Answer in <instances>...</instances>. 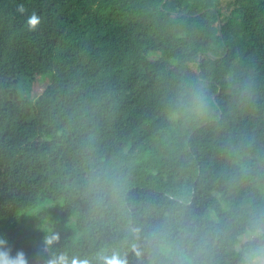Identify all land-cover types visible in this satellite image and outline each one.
Here are the masks:
<instances>
[{
	"label": "trees",
	"instance_id": "trees-1",
	"mask_svg": "<svg viewBox=\"0 0 264 264\" xmlns=\"http://www.w3.org/2000/svg\"><path fill=\"white\" fill-rule=\"evenodd\" d=\"M0 173V235L29 264H244L264 246V0H0Z\"/></svg>",
	"mask_w": 264,
	"mask_h": 264
},
{
	"label": "rangeland",
	"instance_id": "rangeland-1",
	"mask_svg": "<svg viewBox=\"0 0 264 264\" xmlns=\"http://www.w3.org/2000/svg\"><path fill=\"white\" fill-rule=\"evenodd\" d=\"M148 59L155 60L157 58V53H148L147 54ZM18 90L21 94L25 93H34L35 97L38 98L41 97V94L47 89V85L49 81L51 80L49 73H44L41 75H37L32 81L30 78L22 79V77H18ZM42 106L45 107L44 102H41ZM7 181L5 178L4 173H0V196L7 200ZM40 209V205L34 206L32 208H29L22 212L21 214H25L27 216L34 215L38 210ZM40 228V229H53L54 225L49 222L45 221L44 226L41 225H35L34 228ZM239 240L241 242H246L247 240L252 239V235H250L245 228H240L236 232H234ZM244 264H264V246L257 248V250H252L248 253L246 257V261Z\"/></svg>",
	"mask_w": 264,
	"mask_h": 264
},
{
	"label": "clouds",
	"instance_id": "clouds-1",
	"mask_svg": "<svg viewBox=\"0 0 264 264\" xmlns=\"http://www.w3.org/2000/svg\"><path fill=\"white\" fill-rule=\"evenodd\" d=\"M18 11L23 13L25 11L23 4L18 6ZM40 17L36 13H32L25 21L26 28L29 31H35L40 23ZM51 232V229L47 230ZM56 234L45 235L44 243L47 246H51L55 240H57ZM7 240L4 236L0 235V264H29L25 253L22 250L16 251L13 255L11 250L7 247ZM102 264H126V261L121 259L117 254L102 255L100 257ZM47 264H89L87 259H77L75 257H68L64 253H59L48 259Z\"/></svg>",
	"mask_w": 264,
	"mask_h": 264
}]
</instances>
